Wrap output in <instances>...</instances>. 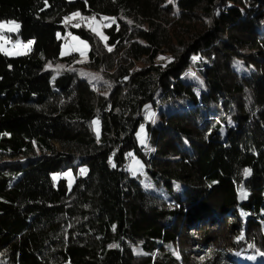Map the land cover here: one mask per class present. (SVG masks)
Segmentation results:
<instances>
[{"label":"trees","instance_id":"1","mask_svg":"<svg viewBox=\"0 0 264 264\" xmlns=\"http://www.w3.org/2000/svg\"><path fill=\"white\" fill-rule=\"evenodd\" d=\"M75 12L115 18L107 41L66 23ZM0 20L33 43L0 52V264H196L195 245L212 254L203 264H259L264 0H0ZM69 33L89 44L83 67L99 83L47 69L77 66L78 54L61 56ZM128 153L181 195L145 193ZM17 158L28 161L3 163ZM69 170L72 188L53 180Z\"/></svg>","mask_w":264,"mask_h":264},{"label":"rangeland","instance_id":"2","mask_svg":"<svg viewBox=\"0 0 264 264\" xmlns=\"http://www.w3.org/2000/svg\"><path fill=\"white\" fill-rule=\"evenodd\" d=\"M87 17H91V16H87ZM97 21H100L101 18H97ZM73 20H77L76 18H74ZM72 20V21H73ZM2 21V20H0ZM3 21H6V20H3ZM16 22V21H15ZM17 24H19L18 22H16ZM84 24L88 27V23L87 22H84ZM114 23H112L110 26H112ZM110 26L108 27H102L101 28V31L103 32V34L106 36V33H105V29L109 28ZM20 24H19V28L15 31V32H8L7 30H5L4 32V35L6 37L9 38L10 42L8 45H7V48L9 51L11 52H18L19 54H13V55H6L7 57H10V58H15V57H22V56H25L27 54H29L32 50V46H33V43H31L30 45L28 44V42H24L20 39L19 37V33H20ZM89 28V27H88ZM90 29V28H89ZM72 36H75V35H69L67 34L64 38H65V43L63 44L62 46V51H65V55H63L62 57H65V56H69V55H72V54H78L77 56V66L75 65H68L66 62H60L59 64H62L64 65V68L63 69H68V68H71V69H77L79 70L80 72V75L81 73H84V77H86L90 82H94V83H99L101 81V76H100V73L99 72H93V71H90V70H86L83 65L84 63H86L88 60H89V50H90V46L88 44V50L85 54V56H81L80 52L76 50V45H77V41H73L72 40ZM107 37V36H106ZM19 40L21 42V45L20 47L18 48H13L12 47V43H14L15 41ZM82 40V39H81ZM84 41V40H83ZM3 53V52H2ZM4 54V53H3ZM48 70H55L56 69V65H52L51 64V67H47ZM62 70V69H61ZM57 71L55 70V76H57L59 74V72L61 71ZM92 76H98L99 79H92L91 77ZM165 108V106H164ZM150 112H154L155 115H156V111L155 110H150L148 113ZM98 121L97 124H94V129H95V132L97 135L100 134V121L98 119H96ZM140 132V130H139ZM139 140V144L141 146H143L141 143H140V139L138 138ZM144 147V146H143ZM135 160H139L142 164H143V170L142 172H137L136 175H133L131 171H129L132 176L134 177H137L139 182L141 183L142 185V188L144 190L145 193H150V194H156L158 196H161L163 198H166V199H169V198H174V197H178L181 195L182 193V190H183V185L182 184H178V183H175L174 184V191L172 192L171 190H169L164 184L162 185H158V186H155L151 181H150V178H149V175L148 173L146 172V165L145 163L139 159L138 157H131L129 163H128V170L129 168L133 165V161ZM28 160L25 159V158H17V159H5L3 163H23L25 164ZM1 165V164H0ZM81 176H85V174H81ZM65 179L68 183V186H69V178L65 175H57V178L55 179V182H57L58 180L60 179ZM75 175H73L72 173V179H71V188L75 182ZM191 235H193L194 233L191 232L190 233ZM195 238L196 236L193 235ZM188 250V248H186ZM188 254L190 255V259L191 261H194V263L196 264H203V263H206L208 261V259L212 258V254L209 250L201 247V246H197L195 245L193 248H192V251L188 252ZM262 256L259 257L258 261H260V264H264V258H261ZM236 260V259H234ZM246 261H241L242 264H245ZM262 262V263H261ZM193 263V262H191ZM249 263V262H248ZM252 264V263H250Z\"/></svg>","mask_w":264,"mask_h":264},{"label":"snow or ice","instance_id":"3","mask_svg":"<svg viewBox=\"0 0 264 264\" xmlns=\"http://www.w3.org/2000/svg\"><path fill=\"white\" fill-rule=\"evenodd\" d=\"M74 18H79V20L81 22H87L88 27L91 29V31H93L100 38V40H103V41H107L108 38L103 34V32L101 31V28L102 27H108L112 23H115V18H113V17L103 16V17H101L100 21H97L95 15H93L91 17H84V16H81V14L79 12H75L71 16L65 17V22L66 23L70 22ZM129 23H131V21H129ZM74 26L79 27V23H77ZM18 28H19V24H17L15 21H12V20L0 21V52H3L5 55L19 54L18 52L14 53V52H11L8 50L7 45L11 42H10L9 38L4 35L5 30H7L8 32H15ZM69 35L71 36V33H69ZM72 40L78 42L76 45V50L80 52L82 57L85 56V54L88 50L87 42L81 40L77 36H72ZM31 43H32L31 41L28 42L29 45ZM20 45H21V42L19 40L12 43L13 48H18V47H20ZM106 47H107V45H106ZM108 50L111 51L112 50L111 47H109ZM63 55H65V51H61V56H63ZM168 59L170 60L171 58H168ZM193 59L196 60V59H199V57H193ZM47 67H51V64L47 65ZM63 68H64V65L57 64L55 70L59 71ZM81 75H84V73H81ZM191 75L193 77H195L196 79H199L198 77H196L195 73H192ZM91 78L92 79H99L98 76H92ZM200 83L203 84V81H200ZM149 107L150 106H148V105L145 106L146 109H148ZM147 115H148V119H150L153 123H155V113L150 112ZM92 123L97 124L98 121L94 120ZM137 137L140 139V143L146 148L147 151H154V149H152L147 144V133L144 130V125H141L140 132L137 133ZM127 155L129 157H133L132 153H128ZM110 163H111V160H110ZM114 166L115 165H113V167ZM143 167H144L143 164L139 160L134 159L133 165L129 168V171H131L133 175H136L137 172H142ZM80 171H81V174H85L87 172V169L82 168ZM249 173H250V169L244 170L245 176H247ZM57 175H59V174H57ZM57 175L53 176V180H55L57 178ZM63 175H65L69 178V188H71V179H72L71 170H69L67 173H64ZM238 191L240 192L242 198L247 196V192H246V190L243 189V186H241V188H239ZM113 228L115 230V226H113ZM238 239H240V238H238ZM109 247L114 248V247H119V245L118 244H112V245H109ZM249 247H255V245L250 244ZM257 251H259V250H257ZM260 255L264 256V253H260ZM250 258L254 259V257H250Z\"/></svg>","mask_w":264,"mask_h":264},{"label":"clouds","instance_id":"4","mask_svg":"<svg viewBox=\"0 0 264 264\" xmlns=\"http://www.w3.org/2000/svg\"><path fill=\"white\" fill-rule=\"evenodd\" d=\"M246 262H247V264H248L249 261L246 259ZM249 263H250V262H249ZM259 264H260V261H259Z\"/></svg>","mask_w":264,"mask_h":264}]
</instances>
